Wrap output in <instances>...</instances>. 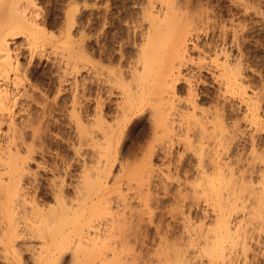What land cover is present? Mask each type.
I'll return each mask as SVG.
<instances>
[{
    "label": "bare ground",
    "instance_id": "6f19581e",
    "mask_svg": "<svg viewBox=\"0 0 264 264\" xmlns=\"http://www.w3.org/2000/svg\"><path fill=\"white\" fill-rule=\"evenodd\" d=\"M109 1L111 0H97L96 48L92 49L94 52L89 54L87 44L89 39L86 34L88 25L83 23L77 42L79 46L72 49L74 51L71 52L73 53L71 56L68 55L70 61L79 57L75 52L80 55L79 64L78 60L71 62L72 69L78 70L77 73L80 76L73 83L75 93L71 110L76 138L71 148L75 158H71L70 161L62 160L64 171L61 172L62 175L59 173L61 176L57 174L60 180L49 177L51 180H47V187H43L46 193L43 192L49 198L45 200L42 197L43 188L38 184L37 177L30 169L28 162L33 159V154L39 149V151H45L40 131V123L45 121V119L42 121V118H45V112L42 108L41 120L36 119L37 117L34 120L31 118L32 115L28 116L29 111L24 114L27 115L24 116V120L17 123L14 111L16 105L22 99L21 101L26 102L24 108L30 106L29 102L33 101L32 96L36 97L37 94L31 84H24L23 77L27 70L22 68L18 53L13 52L9 43L11 37L23 33L26 34L25 38L28 37V43L32 48L39 40L38 35H43L41 29H38L39 25L35 22L34 15L30 13L33 7L35 8L34 0H0V132L4 129V134H0V243H2L0 248L3 246V251L16 250V254L21 257L17 247L22 245L29 252L28 257L33 259L31 261L34 264H58L65 253L69 254L71 258L69 257L68 261L72 259L70 263L73 264H129L127 262L133 258L131 257L133 249L128 245L131 241L129 238L134 236L135 231L141 226L139 222L142 213L140 209L137 210L138 212L135 211L134 205L132 206L133 201L130 202V200V203L126 201L128 198L125 199V197L129 194L124 193L127 196H123L119 184L116 185L119 186L117 189L112 188V192L114 194L116 193L114 191L118 192L114 199L118 201L122 199L121 203H117L116 200L118 205L111 204V202L114 203L111 201L112 189H108L106 177L116 161L126 163L127 160H132L136 166L132 165L134 167L129 172L128 166L124 169L125 171L122 169L121 171H124V174L127 172L129 178L137 179V185L149 182L153 174V158L159 153H156L157 148L165 149V153L162 151L164 155L161 158L169 155L167 157L169 160L174 152L169 154L166 151L170 152V147L173 149L172 144L175 142V145L177 143V146L180 145L182 149L176 150L180 152L178 155L174 154L176 160L184 157V152L190 151L193 152L191 155L196 156L199 166L205 162L211 164L207 165L210 170L206 169L207 167L204 168L203 164L199 173L197 172L199 175L197 179H200L203 187L200 186L201 190L204 189L203 193H199L203 195L205 192V195L208 194L206 195L208 199L210 196L211 201L208 202H211L209 204L215 212L214 223L210 225L212 227L205 224L209 228L206 230L207 233L204 230L205 234L202 236L200 232L198 236V238L204 237V240L202 238L199 240L205 241L204 245L202 242L205 248L199 246L205 249L204 253L202 249L201 252L206 255L209 264H264V151H258L262 148L256 151V145H250L251 151L247 153L251 161L246 158L247 165L245 163V166L241 168L236 167L237 171L229 168L233 161L222 160L220 153H226L232 149V140L238 131V129L236 132L232 131V128L238 123L235 121L233 125L232 122L229 131L225 121L226 116L223 118V109L216 103L208 108L204 106L206 101L201 96H209V93L201 87L204 83L201 74L203 71L209 72L218 86L216 96L223 97L227 94L236 97L245 107V113H243L245 120L247 119L256 129L262 130L261 114L255 112L259 109L256 106L258 104H255L257 93L255 90L247 91L242 86L243 80L240 78L242 65L238 60L239 57L230 59L229 48H226L228 42L225 36L223 37L224 31L220 38L221 42L217 41L213 53L208 52L210 53L208 54L206 49L197 45L202 34L208 36V40L211 41L215 38L212 34L214 28L211 27L212 35L208 33L211 13L206 10L209 3L206 2L203 5L202 0H144L140 2L141 7L139 6L137 13L131 17L119 11L120 14L117 17L122 24H125V30L121 31L118 28L119 24L117 26L118 22H115ZM202 6L206 9L200 8L202 11H199L197 7ZM245 12L243 10V13ZM67 14H69L67 17L71 16L70 13ZM231 24H233L232 21ZM237 33L234 32V35ZM236 39L232 38L230 41L234 43L233 40L238 41ZM71 44L70 46L64 44V46L71 48L75 46L74 42ZM204 44L207 46V43ZM67 48L64 49L67 50ZM71 48L68 50L72 51ZM193 49L199 50L196 58L189 54V51ZM32 58L31 54L30 59ZM89 81L95 86L93 96L88 94ZM181 84L184 85V95H182ZM180 96L184 98L180 99ZM180 103L184 105V111L179 110ZM25 111L27 112L24 109ZM144 123L149 126L151 142L146 143L147 146H137L139 151H132L133 144L129 140L134 136L137 128ZM28 128L29 130H26ZM204 141L208 143V146H213L210 153L203 148ZM162 143L166 145L160 146ZM207 149L210 150L209 147ZM205 150L209 156L205 154ZM228 156L223 157L228 158ZM239 162L238 166H241ZM74 165L78 166L73 175L74 179L66 183L65 177L69 175ZM54 166V168L49 166L51 170L46 166L42 170L47 168L49 171L60 172L59 168ZM196 183L199 185V182ZM144 189L147 190L146 187ZM221 189H223V198ZM146 200L147 198L142 201L144 207L142 203L141 209L148 208V204L145 207ZM135 207L139 206L135 205ZM146 212L148 214L149 211ZM202 225L197 228L199 231H202ZM137 234L140 235V232ZM186 236L189 238L184 241L186 244H180L182 247L185 245L182 252H179L181 250L179 244L178 248L175 246L172 250L170 249L175 250L174 255L170 254L171 251L168 252V247L173 245L163 240L167 246L169 243V246H166V252L170 254V260L171 258L176 260V264L179 258L182 262L189 261L190 252L187 254V247L194 244L191 240L192 235ZM135 237L136 235L134 238L131 237L134 242ZM34 241L38 247H34ZM158 250L154 255L158 252L162 254L160 252L162 249ZM155 257L158 258L157 262L161 260L160 263L165 259V257L161 259L160 256ZM16 258L18 259V256ZM18 260L16 261L19 263ZM20 261H22L21 258ZM167 263L166 260L163 264Z\"/></svg>",
    "mask_w": 264,
    "mask_h": 264
},
{
    "label": "rangeland",
    "instance_id": "374dc122",
    "mask_svg": "<svg viewBox=\"0 0 264 264\" xmlns=\"http://www.w3.org/2000/svg\"><path fill=\"white\" fill-rule=\"evenodd\" d=\"M66 1L68 3H66ZM117 1H119V2H117ZM143 1L144 0H127V1L126 0H111L108 2L109 4H111L113 17H115V22L116 23L118 22L117 26L119 24L120 27L118 26V28L121 29V31L125 30V26H124L125 24L124 23L122 24L121 20L118 19L117 16L121 12L124 14L126 13V15H129L130 17H131V15L132 16L135 15L137 13V11L140 9L139 6L141 7V3ZM206 2L209 3V6H208L206 11H208V12L210 11V13H211V15H210V23L211 24H210V30H208V33L211 34L212 33L211 31H213V29H211V27L214 28V31L212 34L215 35L214 36L215 38H214V40L211 41V40H208L209 39L208 36H205L204 34H202L198 40L197 45L200 48L206 49L207 53L208 52L213 53L212 52L213 48L217 45L218 42L219 43L221 42L220 38H222V31H224V33L226 35L223 33V37L225 36L226 42H228L226 45V48H229L228 51H229L230 59L234 60V59H237V57L240 58V59L238 58V60L240 61L241 65H242L241 67L243 68V69L241 68V77H240L243 80L242 86L247 91L255 90V92L257 93L256 97L258 100L257 99L255 100V104L256 103L258 104L256 106L259 109L256 108V110L257 109L258 110L255 112H258L259 115L261 114L260 119L262 121H264V86H262V85H264V0H248V1L247 0L246 1L245 0H243V1L242 0H202L201 4L204 5V4H206ZM34 3H35L36 9L33 7V10L30 11V13L32 15H34L35 22L37 23V25H39L38 29L39 30L41 29L43 36L38 35L39 40L35 44L36 46L34 45V47H32V48H31V45H29V43H28V37L25 38L26 34H23V33L22 34L18 33V35L16 34L15 37H13V38L11 37L9 40V43H10L11 48L14 50L13 52L18 53V60H19V63L21 64L22 68L27 70V72L25 73L26 75L24 74L25 76L23 77L24 78V84L25 85L31 84L34 87L33 88L34 91L36 90L35 93L37 94L36 97L32 96V99L34 102L33 101L29 102L31 104L30 105L31 107L30 106H28V107H30L31 109L28 108L27 106H25V108H24V105H26V102L24 103L23 101H21L22 99L20 100L19 104L16 105L14 111H15V119H17V123H20L22 120H24V116L25 117L27 116L24 114L29 113V111H30V113L28 114V116L32 115V117L31 116L30 117L32 119L34 118V120L41 118L40 115H42V114L40 112H42V108L44 109V112H45V114H44L45 118H42V121H43V119H45V121H43L42 124L40 123V129H41L40 131H41V136L43 139L42 142L44 145L43 148L45 151H43V150L39 151L40 150L39 149L35 154H33V157H32L33 159L29 160L28 162L30 165L29 166L30 169L34 172L35 177H37L38 184H40V186H42V188L43 187L46 188L47 182L51 180L50 178H53V180H54V177H56L55 180L61 179L60 178V176L62 175L61 172L64 171L63 170L64 166H63L62 160L64 159V161H66V160L70 161L71 158H75L74 153H73V149L71 148V144L73 142L75 143V141H76L75 130H74L75 125H74V122H72L73 117H71V110H72L73 95L75 93V87H74L75 84H73V83H75L74 80L79 79L80 76L77 73L78 70L72 69L71 62L78 60L77 63L79 64L80 63V55L78 52L77 53L75 52V54H77L79 57L75 58L72 61H70V57L68 55L71 56V54H73L71 52L74 51L72 49H74V48L76 49L79 46L78 45L79 43H77V42L79 40L80 28H81L83 23H86V25H88L86 34H87L88 39H89L88 43H87L88 49H89V54H92L94 52L93 50H95V48H96V45H95L96 34L95 33H96V25H97V18H96L97 17V13H96L97 0H34ZM210 4L212 5V7ZM132 6H134V7H132ZM204 7L205 6L197 7V8H199V11H202V10L206 9V7L205 8ZM200 8L202 10H200ZM70 9L72 10V12ZM67 10L69 12H67ZM243 10H244V12L245 11L246 12L243 13ZM119 11H120V13H119ZM67 13H70L71 16L67 17V15H69ZM88 18H90V19H88ZM231 21L233 24H231ZM224 25H225V27H224ZM240 25H242V26H240ZM229 26H231V27H229ZM238 27L239 28L241 27V28L239 29ZM116 31H118V30L116 29ZM234 32H238V33L236 35H234ZM68 34L71 36H69ZM233 35H234V37H232ZM235 36L237 37L238 41L233 40L234 43H232V41H230V39H232V38L236 39ZM41 37H42V39H41ZM240 39H241V41H240ZM210 41L212 44L210 43ZM73 42L75 43V46L73 45L72 48L68 47V46H64V44L70 46V44ZM235 42L237 45L235 44ZM204 43H207V46H205ZM23 44H24V46H23ZM28 45H29V47H28ZM211 45H213V46H211ZM54 46H55V48H54ZM62 46H64V47H62ZM71 46H72V44H71ZM65 47L66 48L68 47L67 50L71 48L72 51L68 50L69 51L68 52L66 49H64ZM198 51L196 49H193V50L189 51V54L192 55L191 57L196 58V56H197L196 54H198ZM58 53H59V55H58ZM210 53H208V54H210ZM31 54L33 56V58H32L33 60L30 59ZM55 57H56V60H55ZM61 62H62V64H61ZM201 76H202V80L204 82L203 84H201V87H203L204 89L203 88L202 89L209 93V96H201L206 101V103H205L206 105H204V106H207L206 108H208V107L213 106L216 103L218 105V107L223 109V118H224V116H226L225 121H226L227 129H229V131L231 130L230 125H232V122H233V125H234L235 121L238 123V124H236V126H233V128H232V131H235V132L238 129V131L236 133L234 132L235 134H234V137L232 140V143H233L232 149L226 153L224 152L225 154L223 152L220 153L222 160L227 159L228 160L227 162L233 161L231 164V167H229V168H231L233 170L235 169V171H237L238 168H236V167L241 168V167L245 166V163L247 165L248 160H250L248 158L249 154L247 153V152L251 151L250 150L251 147H249L250 145H256L255 146L256 151L258 149H261V148H262V150H258V151L259 152L264 151V122L261 121L260 127H262V130H260V128H258L259 130L256 129L253 125H251L250 122H248L247 119H246L247 121L245 120V117H243V113H245V107L243 104H240V102L238 101V99L236 97L228 96L227 94L226 95L223 94L224 98L222 96H220V97L216 96L218 86L213 81L211 76L209 75V72L203 71ZM65 79H67V80H65ZM182 85L183 84H181V87L183 90L182 95H184V93H185L184 85L183 86ZM88 87H89L88 88L89 89L88 90L89 96H93L94 92H95V88H94L95 86L93 83H91V81H89ZM180 97H181L180 99L184 98V96H180ZM34 98H36V99H34ZM28 100H30V99H28ZM208 103H211V104H208ZM44 104L46 106H44ZM221 104L223 106H221ZM42 106H44L45 108ZM178 108H179V110L184 111V105L182 103H180L178 105ZM231 108H233V109H231ZM24 109L27 110V112L26 111L24 112ZM37 114L39 115V117ZM225 121H224V123H225ZM234 127L235 128L238 127V128H236V130H233V129H235ZM3 128H4V126H3ZM254 128L256 129V131ZM26 130H29V128ZM3 132H4V129L0 132V134H4ZM252 139H254V140H252ZM150 140H151V138H150L149 126L147 123H144L137 128V130L134 133V136L129 140L133 144L132 151H137L138 150L137 146H142V145L147 146V144L149 143ZM250 140H252L253 142ZM204 142L206 143V147H204L205 146V143H204L203 148L206 149L208 153H210V151H212L211 148L213 149V146L210 147L207 145L208 143L206 141H204ZM128 144H130V143H128ZM163 144L164 143H162V145L160 144V146L166 145V144H164V145ZM173 144H172L173 149L170 147V152L166 151L169 154L170 153L172 154L174 152L172 155H170L171 157H169V160L167 158L169 155H166V158L165 157L161 158V156L163 157V155L165 153L164 152L165 149L162 150L160 147L157 148L156 153H158V152L161 153L162 151L164 153L162 152L161 155H158L159 154L158 153L153 158L152 165L154 166L153 167V174L154 175L151 174L152 177L150 176L151 179H149V182L147 181L146 183L142 184L143 181H146V180H143L141 182L142 185H140V184L137 185V183H138L137 179L133 180V178H131V177L129 178V174L127 172H126V174H128V175L124 174V171H125L124 169L127 166L130 167L129 169H127L128 172H129V170H132L131 169L132 167L136 166V165H134V163H132V162H134L132 160H127L126 163H125V161L124 162L116 161L113 164L111 171L109 172V174L106 177L105 181L107 182L108 189L109 188H110V190L112 188L117 189L119 186L117 187L116 185L119 184L120 190L122 188V191H123L121 194H123V196L125 195L124 193H126L127 195L129 194L128 196L125 195V196H127V197H125V199H127V198L129 199V200L127 199L126 201H128V203L133 201L132 206L134 205L133 207L135 208V211L138 212L140 209L141 210L140 213H142V215L140 214L141 215V220H140L141 223L139 222V224H141L142 227L140 225H139L140 227H138L140 235L137 234V233H139V232H137L138 231V229H137L135 231V233L133 234L134 236L136 235L135 242L133 239H131V237L134 238V236H131L129 238L131 241H129L128 245L132 247L131 249H133V255L131 256L133 258H130L129 261L127 260L128 261L127 263H129V264H152V263L158 264L161 261L160 260L161 257H163V258L165 257L164 261H162L163 263L164 262L166 263V260H167V262L169 264H176V262H175L176 260L175 261L173 260L174 258H171L172 260H170V257H169L170 254L172 255L173 252H175V250H173V251H171V250L175 246H176V248H178L177 245L179 244L178 246L181 248V250H179V249L178 250H179V252L180 251L182 252L184 250V247H185V245H184V247H182V245H183V243H185L184 241H186V239L188 238V236H186V235H192L191 240L193 241L192 244H194V245H191V247H187V254H188V252H190L189 253L190 255L188 254L189 261L182 262V261H180L181 259L179 258L178 259L179 261H177V264H178V262H180L179 264H183V263L184 264L185 263L186 264H195V263L196 264H201V263L202 264L203 263L209 264L208 258L206 257V255L203 254L204 253L203 251H205V249L203 250V248H205L203 246L205 241L204 242L202 241V240H204V237H199V238H202V240L201 239L199 240L198 236H199L200 232H201L200 235L205 234L204 232L207 229H209L208 227H210V228L212 227L210 225L211 224L213 225V223H214L215 212L212 211V206H211V204H209L211 202H208V201H211L210 196L208 199L207 198L208 194H206L207 195L206 196L205 192H204L203 195H205V196L203 197V195H200V193H199V192L203 193L204 189H203V191L201 190L202 184H200L201 183L200 179H197L199 176L197 174V172L199 173V170L203 164H204V166H203L204 168L207 167L206 169L210 170L209 166L211 164H209L208 162H205V163H202L201 166H199L196 156L194 154L191 155V153H193V152H190V151H189L190 153L188 151H187L188 153L184 152V154H183L184 157H182L180 159L181 161L176 160L175 156L180 153L177 151L182 150V149H181L180 145L177 146V143L175 145V142H173ZM135 147H136V150H135ZM208 147L210 148V150L207 149ZM206 150H205V154L208 155ZM174 154H176V155H174ZM228 154L230 157L228 156ZM245 154H246V156H245ZM225 155L228 156V158L227 157L224 158L223 156H225ZM157 156H159V157H157ZM251 156H252V153H251ZM246 158H248L247 161H245ZM241 159L244 163L242 161L239 162ZM238 162H239V165H241V166H238ZM120 163H123V164H120ZM137 163L139 165V162H137ZM233 163H236V164H233ZM53 164L56 165L57 169L59 168L58 170L60 172H57L54 170L49 171V169L51 170V168H52L51 166H53V168L55 167ZM119 164L121 166H119ZM208 164H209V166H207ZM228 164H230V163H228ZM76 165H74L75 167H73V169H71V172L69 173V175H67V177H65L66 183H67V181L70 182V180H72V178H73V175H75V171L77 170V167H78ZM132 165H134V166H132ZM141 165L142 164H140V166ZM45 166L47 168L50 166L51 168L49 167L48 170H47V168H46V170H42V169H44L43 167H45ZM119 167H124V168H119ZM35 168H36V170H35ZM56 168H55V170H57ZM60 169H62V170H60ZM121 169L124 171H121ZM45 171H47V172H45ZM57 174L60 176L58 177ZM124 175H126V176H124ZM167 175H169V176H167ZM114 177H115V179H114ZM165 177H167V178H165ZM196 182H199V185ZM147 183H148V185H146ZM197 185L199 187L201 186L200 189H199V187H197ZM138 186H140V188ZM141 186H142V188H141ZM145 187L147 190L144 189ZM44 188L42 189V192L43 191L45 192ZM113 189L110 191V194L112 196L109 195L112 197L111 201L114 202V203L111 202V204H117L118 202L121 203L122 199L120 201H118L117 199H114V198H116L115 195L118 192L114 191V192H116L114 194L112 192ZM194 189H196V190L198 189V190L196 191ZM143 190H145L144 192L147 193L148 195L147 194L145 195ZM118 191H119V189H118ZM139 191L141 192V194L143 193V195H141ZM44 192L42 193V197L45 200H49L48 195H46L45 194L46 192L45 193ZM136 192H138L142 197ZM221 193H222L221 197L223 198V189H221ZM132 195H134V196H132ZM137 195H139L140 198ZM135 196L137 198H134ZM146 196H148V197H146ZM144 197H145V199L147 198V200L145 202L146 203L145 207L147 204L150 206V207L148 206V208L146 207V209L143 208L144 202H142V201L145 200ZM141 198L143 200H139ZM149 198H150V200H149ZM112 199H114V200H112ZM139 201H141V202H139ZM222 201H223V199H222ZM138 202H139V204H138ZM141 204L143 205L142 209H141V206H142ZM135 205L137 207L139 206L140 208L139 207L136 208ZM146 211H149L148 214ZM211 212L213 213V215ZM192 219H193V221H192ZM199 222H200V225H199ZM157 223H158V226H157ZM201 223H203L204 225H202ZM205 224H207V226L208 225L209 226L207 227ZM201 225H202V228H201L202 231H199L197 228H199ZM195 226H197V227H195ZM195 228H196V230H195ZM203 228H206V229H203ZM161 230H163V231H161ZM194 230L197 233L194 232ZM186 231L188 234L186 233ZM161 232L165 233L166 236L164 237L165 234H163ZM183 233H185V234H183ZM206 233H207V231H206ZM176 236H177V238H176ZM163 240L166 241V243L167 242L171 243L170 245H173V246L172 247L170 246V248H169L168 247L169 243L167 246V244H165ZM167 240H169V241H167ZM174 240H175V243H177V244L174 243L175 245L173 244ZM35 242L36 241L33 242V245H35L34 247H38V246H36ZM202 242H203V245H202ZM163 243L165 244V247H164V248H166L165 251H164V248H162L164 246ZM0 244H2V243H0ZM180 244H182V245H180ZM199 245H201L203 248H200ZM166 246L169 249L168 252L171 251L172 253L170 252V254H168L166 252L167 251ZM23 248L24 247L22 245L20 247H17V251L19 250L18 252H21L20 253L21 257H19V254L17 255L15 252L16 250H14V251H11V250L5 251L4 250L3 251V246H2L0 248V253H1L0 254V264H34V262L32 263L33 259H30L28 257L30 255L29 252L26 251L25 248L24 249ZM176 248H174V249H176ZM158 249L159 250L162 249L160 251V252H162V254H160L158 252V254H160V255H158L157 253H156L157 255H154ZM189 249H190V251H189ZM201 249H202L203 253L201 252ZM178 250H176V252H178ZM166 253L168 254V256H166L167 255ZM65 254L63 255V257H61V261H59L58 264H63V263L64 264H68V263L71 264L72 263V262L70 263V261L72 259L70 261H68L71 258L69 256V254L68 253H65ZM149 254H150V256H149ZM164 254H166V255H164ZM16 256H18L19 260L16 258ZM152 256H154V257H152ZM155 256H160L159 257L160 261L158 260L159 262L156 261L158 258ZM198 256L200 258H198ZM166 257H168V258H166ZM12 258H16V259H12ZM20 258L22 261H20ZM163 258H162V260H163ZM175 259H177L176 256H175ZM16 260H18L19 263ZM131 260H133V262Z\"/></svg>",
    "mask_w": 264,
    "mask_h": 264
}]
</instances>
